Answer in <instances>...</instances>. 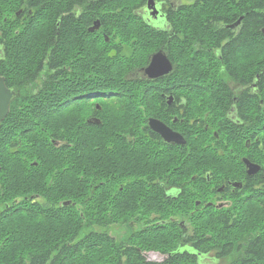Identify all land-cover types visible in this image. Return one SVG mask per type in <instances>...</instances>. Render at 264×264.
Here are the masks:
<instances>
[{
	"label": "flooded vegetation",
	"instance_id": "flooded-vegetation-1",
	"mask_svg": "<svg viewBox=\"0 0 264 264\" xmlns=\"http://www.w3.org/2000/svg\"><path fill=\"white\" fill-rule=\"evenodd\" d=\"M139 3L134 15L142 26L155 33L147 59L161 51L174 72L170 84L148 86L154 90L155 99L136 102L138 112L144 116L145 130L109 133L110 145L117 148L100 159L104 163L92 165L91 180H79L72 198L64 197L65 181L60 174L53 180L48 173L40 186L31 188L25 197L29 201L17 198L13 189L10 198L6 197L0 184V227L6 225L8 215L25 203L29 225L45 235L42 250L50 252L46 264L52 263V252L62 250L64 244L79 248L78 216L91 220L90 244L110 243L118 251L140 252L138 241L132 237L156 229L164 218L172 226L177 224L179 233L185 235L192 230L188 220L194 214L203 215L207 203L219 209L217 205L225 208L231 201L248 197L264 200V0ZM20 12L22 9L17 10L16 16ZM88 16L91 14H85ZM93 22L86 26L87 32ZM84 47L90 50L87 59L81 54ZM94 50L93 38L78 36L71 49L62 42L58 60L61 105L77 108L78 118L85 120L94 119L95 110L102 108L111 116L128 113L130 110L120 107L126 102H97L95 85L90 82L94 76ZM182 70L188 74L198 72L200 80L179 81ZM83 102L85 107L81 109L78 106ZM149 118L162 121L184 143L165 142L148 126ZM193 139L199 142L193 144ZM131 149H137V153L131 154ZM208 152L220 155L230 165L217 176H210L202 164L200 180L192 184L198 171L191 172V157ZM197 185L203 199L191 197L192 187ZM68 205L73 206V212H66L69 218L65 220ZM141 254L150 262H161L168 256L156 250H143ZM119 263L130 261L123 254Z\"/></svg>",
	"mask_w": 264,
	"mask_h": 264
},
{
	"label": "trees",
	"instance_id": "trees-1",
	"mask_svg": "<svg viewBox=\"0 0 264 264\" xmlns=\"http://www.w3.org/2000/svg\"><path fill=\"white\" fill-rule=\"evenodd\" d=\"M139 5V0H5L0 3V76L16 92L0 124V184L6 197L10 198L13 189L17 198L29 201L25 197L30 195L31 188L40 186L50 173L49 179L53 180L60 178L58 174L63 176L64 197L72 198L79 180H91L92 165L104 163L100 159L117 148L110 145L109 133L145 130L144 116L138 112L136 102L155 99L154 90L148 86L170 84L174 72L155 80L142 74L155 33L142 26L134 15ZM18 9L23 13L16 16ZM96 19L100 21V30L88 33L86 26ZM78 36L93 38L95 50L91 59L95 66L90 82L95 85L97 102L99 105L104 100L126 102L120 107L130 110L128 113L111 116L103 108L96 109L95 118L99 123L94 124L85 118L79 119L77 108L61 105L58 63L61 44L65 41L71 49ZM81 54L87 59L90 50L84 47ZM186 74L188 71H180L178 80L187 83L200 80L198 72L193 71L187 77ZM189 77L196 79L189 80ZM84 104L78 107L83 109ZM198 142V139L192 140L193 144ZM130 152L135 154L137 149ZM189 163L192 173L198 171L192 184L200 180L202 164L210 176H217L230 165L220 155L209 152L192 155ZM216 183L219 182L216 180ZM199 193L200 185L192 187V198L203 199ZM23 204L0 227V264H46L50 254L41 249L46 242L45 235L29 225ZM68 206L64 212H73V206ZM68 218L66 213L64 219ZM77 218L79 248L64 244V251L52 252L51 264H120L123 254L130 261L123 264H264V200L248 197L231 201L225 208L205 207L203 215L194 214L188 220L192 230L185 235L179 233L176 221V226H172L164 218L156 229L144 230L141 237H132L138 241L140 252L118 251L110 243L90 244L91 220L87 216ZM66 250L69 252L64 253ZM143 250H156L168 256L161 262H150L141 254Z\"/></svg>",
	"mask_w": 264,
	"mask_h": 264
},
{
	"label": "water",
	"instance_id": "water-1",
	"mask_svg": "<svg viewBox=\"0 0 264 264\" xmlns=\"http://www.w3.org/2000/svg\"><path fill=\"white\" fill-rule=\"evenodd\" d=\"M100 27V21L95 20L91 26L88 27V32H94ZM108 40V37H105ZM173 70L172 64L168 57L161 51L152 53L149 56L148 63L141 68L142 74L149 80H155L170 74ZM14 90L5 85L4 78L0 76V124L7 116L10 103L15 98ZM89 122L98 124V119H90ZM148 126L156 133H158L165 142L169 143H184V139L179 134L173 132L166 124L156 118L148 119ZM211 205V203H207ZM220 208L221 205H217Z\"/></svg>",
	"mask_w": 264,
	"mask_h": 264
},
{
	"label": "rangeland",
	"instance_id": "rangeland-1",
	"mask_svg": "<svg viewBox=\"0 0 264 264\" xmlns=\"http://www.w3.org/2000/svg\"><path fill=\"white\" fill-rule=\"evenodd\" d=\"M4 2V1H3ZM3 2H1V3H3ZM89 122V121H88ZM3 185V184H2ZM33 228V227H32ZM65 229H66V227H65ZM44 244L45 243H43L42 245H41V249H42V247L44 246ZM39 249H40V246H39ZM206 260H209V259H211V257H209V258H205Z\"/></svg>",
	"mask_w": 264,
	"mask_h": 264
}]
</instances>
